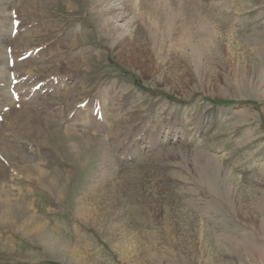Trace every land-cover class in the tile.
<instances>
[{"label":"rangeland","instance_id":"rangeland-1","mask_svg":"<svg viewBox=\"0 0 264 264\" xmlns=\"http://www.w3.org/2000/svg\"><path fill=\"white\" fill-rule=\"evenodd\" d=\"M0 264H264V0H0Z\"/></svg>","mask_w":264,"mask_h":264}]
</instances>
